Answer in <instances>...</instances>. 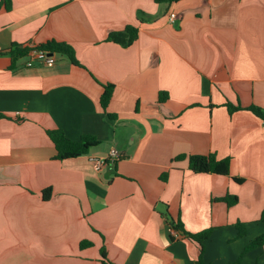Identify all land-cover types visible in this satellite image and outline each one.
Wrapping results in <instances>:
<instances>
[{"label":"crops","instance_id":"0c3cea01","mask_svg":"<svg viewBox=\"0 0 264 264\" xmlns=\"http://www.w3.org/2000/svg\"><path fill=\"white\" fill-rule=\"evenodd\" d=\"M127 25L130 45L106 40ZM48 40L78 64L27 66ZM253 105L264 110V0L0 2V264H100L101 249L112 264H195L200 245L177 221L211 228L206 264H264V245L244 252L264 232ZM50 129L99 144L58 159ZM113 146L119 159L96 170ZM193 154L229 159V174L192 171Z\"/></svg>","mask_w":264,"mask_h":264},{"label":"trees","instance_id":"16d2710c","mask_svg":"<svg viewBox=\"0 0 264 264\" xmlns=\"http://www.w3.org/2000/svg\"><path fill=\"white\" fill-rule=\"evenodd\" d=\"M170 0H155L157 3L162 2H169ZM2 4H4L7 8L9 7V0H0ZM138 36V29L134 25H127L123 30L113 31L110 32L106 38L107 41H112L118 43L123 46L130 45ZM38 49L49 50L54 53H59L66 55L70 61L74 64H78L74 56L73 47L64 41H57V40H48L42 44L36 46ZM25 51V48H17L13 54H21ZM114 86L113 84L107 83L103 85V92L100 96V105L104 111L107 110L110 98L113 93ZM166 93L162 92L160 99L166 98ZM229 111L240 109L239 106H235L232 104H227ZM248 110L252 111L256 116L261 118L264 121V110L258 106H250L247 108ZM47 134L51 141L54 144V147L57 151V158L64 159L69 157H76L82 154L88 153V151L94 147L95 145L99 144V140L93 135H82L78 140H72L68 138L65 133L60 129H50L47 130ZM189 161V168L194 172H212L217 174H229V159H221L218 160L215 158L214 155H200V154H193L188 157ZM239 180V179H238ZM228 205L233 204L236 202L237 197L233 196H225L223 198ZM260 221L264 222V205L261 210L260 214ZM172 225L176 228H181L185 234L198 242L200 245L199 248V255L195 261V264H206L203 259V252H204V242L210 237L211 228L204 229L197 233H190L186 232L183 229L182 223L177 221L176 223L171 222ZM235 226L238 229V236L245 234V226L244 224L237 222ZM91 244L88 240H83L80 242V247H86ZM264 245V232L260 235L256 236L250 244L244 249L248 251L250 249L260 247ZM100 264H112V262L107 258L104 249H101V260Z\"/></svg>","mask_w":264,"mask_h":264},{"label":"built area","instance_id":"2783aa9c","mask_svg":"<svg viewBox=\"0 0 264 264\" xmlns=\"http://www.w3.org/2000/svg\"><path fill=\"white\" fill-rule=\"evenodd\" d=\"M176 18L174 12H170L168 15L169 22H173ZM32 57L26 62L27 66H31L34 60L41 62L46 66H52L56 62V53L49 50L34 48L32 51ZM120 157V151L117 147L113 146L109 149L108 155L106 157H91L93 161V167L96 170H100L107 162H114Z\"/></svg>","mask_w":264,"mask_h":264},{"label":"rangeland","instance_id":"374dc122","mask_svg":"<svg viewBox=\"0 0 264 264\" xmlns=\"http://www.w3.org/2000/svg\"><path fill=\"white\" fill-rule=\"evenodd\" d=\"M56 55H57L58 57H60V56H61V54H59V53H57Z\"/></svg>","mask_w":264,"mask_h":264}]
</instances>
